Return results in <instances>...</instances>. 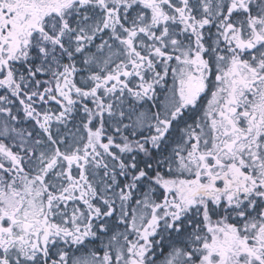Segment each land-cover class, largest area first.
I'll return each mask as SVG.
<instances>
[{
    "label": "snow or ice",
    "instance_id": "1",
    "mask_svg": "<svg viewBox=\"0 0 264 264\" xmlns=\"http://www.w3.org/2000/svg\"><path fill=\"white\" fill-rule=\"evenodd\" d=\"M0 264H264V0H0Z\"/></svg>",
    "mask_w": 264,
    "mask_h": 264
}]
</instances>
